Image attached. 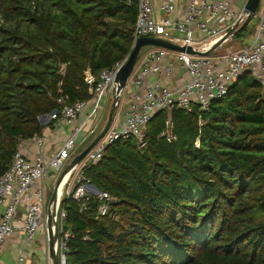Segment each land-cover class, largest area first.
<instances>
[{
	"label": "trees",
	"instance_id": "trees-1",
	"mask_svg": "<svg viewBox=\"0 0 264 264\" xmlns=\"http://www.w3.org/2000/svg\"><path fill=\"white\" fill-rule=\"evenodd\" d=\"M137 13V0H0V176L59 99L90 100L87 74L129 57ZM168 117L146 126L145 150L118 140L84 169L107 214L97 194L63 197L67 264H264L260 83L246 71L207 110H172L174 142Z\"/></svg>",
	"mask_w": 264,
	"mask_h": 264
},
{
	"label": "built area",
	"instance_id": "built-area-1",
	"mask_svg": "<svg viewBox=\"0 0 264 264\" xmlns=\"http://www.w3.org/2000/svg\"><path fill=\"white\" fill-rule=\"evenodd\" d=\"M248 2L249 0H186L180 5L178 0H163L157 10L154 0H137L134 45L139 38L153 37L206 52L226 37L225 41L229 42L222 48V53L215 57L212 54L219 49L206 57H200L161 47H154L143 59L139 57L124 90L129 96L124 123L119 126L112 121L105 135L66 180L67 185L74 176L75 187L65 196H71L75 191L74 197L77 200L88 201L89 193L97 194L102 200L99 211L107 214L111 198L93 190L85 177L84 169L99 163L113 143L135 138L139 142V149L145 150V128L161 111L169 113L166 129L161 136L168 142H174L177 138L173 133L172 110L191 112L195 104L202 110H207L212 101L225 96L231 84L246 71L251 72L260 83L264 97V0L259 1L258 9L251 17L246 12ZM253 17L257 18V22L252 28L249 24ZM244 29L253 32V35L245 33L237 38V34ZM127 59L104 70L98 78L87 74L86 83L92 96L90 100L69 104L68 98L63 97L58 100L60 108L41 119L43 124L65 123L73 128L70 137L53 155L48 156L44 152L47 143L44 135L19 143L12 165L0 176V264H5L2 252L16 231L21 233L26 244H33L45 224L49 242L46 207L50 190L46 181L53 174L57 180L59 174L81 152L80 147L84 149L89 146L101 132L106 121L103 116L105 100L112 93L116 76ZM177 62L188 75L186 82L166 86L159 78L151 80L153 76L157 78L162 75L174 79L177 76ZM29 144L36 148L33 158L28 156ZM63 197L62 193L61 201ZM85 204L86 202L83 203V209ZM58 214V255L61 264H67L69 235L63 234L61 229L66 214L60 208ZM26 259V253L22 250L14 264H22Z\"/></svg>",
	"mask_w": 264,
	"mask_h": 264
},
{
	"label": "water",
	"instance_id": "water-1",
	"mask_svg": "<svg viewBox=\"0 0 264 264\" xmlns=\"http://www.w3.org/2000/svg\"><path fill=\"white\" fill-rule=\"evenodd\" d=\"M259 1L260 0H249L246 6V12L249 15V17L253 16L256 13V10L258 9ZM226 39L227 37L215 43L212 46V48H210L206 52L195 51L192 47L179 46L177 44H173L169 41L159 39V38L142 37L137 40L127 61L122 66V68L120 69V71L118 72L116 76L114 87L112 90L113 103H112V107H111V110L108 115V119L104 127L102 128L99 135L94 139V141L89 146H87L85 149H83L77 156H75L73 160L62 171V173L60 174L58 178L56 186L53 190V193L51 195V198L49 201L47 222H48V232H49V256H50L52 264H61V261L58 255V248H57L58 247L57 243L60 237L59 224H58V217H59L58 213H59V208L61 206V196H60L61 189H63L66 179H68V177L72 174V172L75 170L77 165L93 149V147L98 143V141L105 135V133L109 129L116 115L118 106L121 101V97L124 93V90L126 89L128 80L139 60L141 50L144 47L153 46V47L165 48V49H168L174 52L187 53L190 55L206 57L210 55L211 53H213L214 51H216ZM42 121H44V119ZM92 188L94 191L98 192L95 189V187L92 186Z\"/></svg>",
	"mask_w": 264,
	"mask_h": 264
},
{
	"label": "crops",
	"instance_id": "crops-1",
	"mask_svg": "<svg viewBox=\"0 0 264 264\" xmlns=\"http://www.w3.org/2000/svg\"><path fill=\"white\" fill-rule=\"evenodd\" d=\"M163 0H154L155 8L158 10L162 5ZM180 5H183L186 0H178ZM157 14L160 15V12L157 11ZM176 74L177 76L174 79H170L169 77L162 75L158 76L157 78L153 76L151 80L160 79L163 85L166 86H175L181 85L188 80V75L184 69L180 67V65L176 64ZM108 98H106L107 100ZM118 106L116 115L113 119V123L115 125H122L125 121V113L128 107L129 96L127 93H124L121 97L123 100ZM109 113L107 111L106 101L103 107V116L105 117ZM47 123H49L47 121ZM104 127V126H103ZM72 126L68 124L61 123V124H48L45 127L43 135L47 138V143L44 148V152L47 153L48 156H51L56 152L60 147L63 146L64 142L70 137L72 134ZM28 148V156L30 158L34 157V152L36 148L31 144H29ZM82 148V147H80ZM81 149H79L80 151ZM52 182V181H50ZM46 183L50 187L49 179H47ZM48 219V216H47ZM47 238H46V225L44 224L41 227V231L38 234V238L33 244H26L24 241L23 236L18 231L15 232L13 238L9 239L3 249L2 258L5 264H14L18 256L20 255L21 251L24 250L26 253V261L22 264H49L51 262L49 256V242L48 246L46 245ZM42 242V243H41Z\"/></svg>",
	"mask_w": 264,
	"mask_h": 264
},
{
	"label": "rangeland",
	"instance_id": "rangeland-1",
	"mask_svg": "<svg viewBox=\"0 0 264 264\" xmlns=\"http://www.w3.org/2000/svg\"><path fill=\"white\" fill-rule=\"evenodd\" d=\"M256 22H257V18H255V17H253L252 19H251V22H250V24H249V26L250 27H254V25L256 24ZM246 33V35H248V36H252L253 35V32H251L250 33V31H246L245 32ZM229 42V40H227V41H225L218 49V51L217 52H215V54H212V56H216L217 54H220V53H222V51H223V49L222 48H224L226 45H227V43ZM239 46H237V48H238ZM154 49V47L153 46H147V47H144L142 50H141V52H140V58L141 59H143L151 50H153ZM221 50V51H220ZM112 93H109L108 94V96H107V100H105L106 101V106H107V111L108 112H110V110H111V107H112V103H113V97H112V95H111ZM123 101H124V99L123 100H121V103H123ZM108 115H109V113H107V115L105 116V118H104V120H106L107 121V119H108ZM106 121H105V123H106ZM105 125V124H104ZM85 149V148H84ZM83 150V148H81V150L80 151H82ZM79 151V152H80ZM55 174H53L52 176H51V178H49V183H50V187H49V190H50V196H49V201H50V198H51V195H52V193H53V190H54V188H55V186H56V183H57V181H58V179L56 180L55 179ZM59 176H60V174H59ZM50 181H52V182H50ZM74 187H75V181H74V176L70 179V181L67 183V185H66V187H65V189H64V191H63V196H65L68 192H71L73 189H74ZM49 201H48V205H47V207H46V216H48V208H49ZM37 238H38V236H37ZM47 243H46V245L48 246V239H47V241H46ZM42 243V242H41Z\"/></svg>",
	"mask_w": 264,
	"mask_h": 264
},
{
	"label": "bare ground",
	"instance_id": "bare-ground-1",
	"mask_svg": "<svg viewBox=\"0 0 264 264\" xmlns=\"http://www.w3.org/2000/svg\"><path fill=\"white\" fill-rule=\"evenodd\" d=\"M224 42H225V41H224ZM224 42H223V43H224ZM223 43H222V44H223ZM222 44H221V45H222ZM221 45H220V46H221ZM66 180H67V179H66ZM67 181H68V180H67ZM67 181H65V183H64L65 185H66V182H67ZM63 188H64V187H63ZM62 193H63V189H61L60 196L62 195Z\"/></svg>",
	"mask_w": 264,
	"mask_h": 264
}]
</instances>
